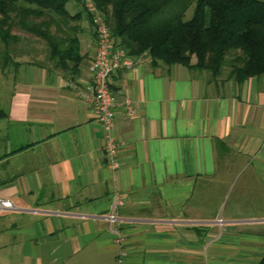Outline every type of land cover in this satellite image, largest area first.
<instances>
[{"label": "crops", "instance_id": "0c3cea01", "mask_svg": "<svg viewBox=\"0 0 264 264\" xmlns=\"http://www.w3.org/2000/svg\"><path fill=\"white\" fill-rule=\"evenodd\" d=\"M82 33L76 71L45 53L0 69V197L14 206L0 264H264V74L239 84L133 56L110 76L135 108H117L112 172L79 93L96 51ZM114 190L125 204L111 226Z\"/></svg>", "mask_w": 264, "mask_h": 264}, {"label": "trees", "instance_id": "16d2710c", "mask_svg": "<svg viewBox=\"0 0 264 264\" xmlns=\"http://www.w3.org/2000/svg\"><path fill=\"white\" fill-rule=\"evenodd\" d=\"M91 1L114 44L131 56L146 53L153 66L179 64L214 77L227 70L239 84L264 74V0ZM85 19L95 38L81 0H0V69L17 66L20 53L33 62L45 53L57 68L76 71Z\"/></svg>", "mask_w": 264, "mask_h": 264}, {"label": "built area", "instance_id": "2783aa9c", "mask_svg": "<svg viewBox=\"0 0 264 264\" xmlns=\"http://www.w3.org/2000/svg\"><path fill=\"white\" fill-rule=\"evenodd\" d=\"M86 12L91 16V21L95 31L96 51L89 64V81L84 88L79 90L82 99L94 106L97 120L103 131V147L108 159L107 167L115 172L120 168L118 156L120 142L115 136V116L117 108L124 107L127 115L135 112L133 101L129 95L118 97L110 87V76L115 70L130 69L133 64V56L127 51L114 44L113 37L103 16L91 0H81ZM125 197L114 190L111 196V203L106 218L111 226L118 220V210L124 206ZM13 203L8 198L0 197V213L13 208ZM216 222L221 225L222 219L217 218ZM117 243L123 240V236L116 228L112 229ZM125 252H121V256ZM119 257V261L121 258Z\"/></svg>", "mask_w": 264, "mask_h": 264}, {"label": "rangeland", "instance_id": "374dc122", "mask_svg": "<svg viewBox=\"0 0 264 264\" xmlns=\"http://www.w3.org/2000/svg\"><path fill=\"white\" fill-rule=\"evenodd\" d=\"M71 3L68 4V8L70 9L71 12L76 11V9L70 5ZM193 6H190L187 10L186 15L189 16L192 12ZM84 19V18H83ZM82 25H83V29L84 32L81 34L82 38L86 39V40H91L92 39V35H91V31L89 29V21L87 19L82 21ZM14 32H18L17 29H14ZM6 70H9V68H6ZM224 74H227V70H224ZM1 88V86H0Z\"/></svg>", "mask_w": 264, "mask_h": 264}]
</instances>
